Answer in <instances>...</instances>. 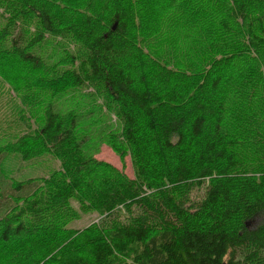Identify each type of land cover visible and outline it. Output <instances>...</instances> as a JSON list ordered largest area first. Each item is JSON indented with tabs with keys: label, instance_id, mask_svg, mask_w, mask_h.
Returning <instances> with one entry per match:
<instances>
[{
	"label": "trees",
	"instance_id": "trees-1",
	"mask_svg": "<svg viewBox=\"0 0 264 264\" xmlns=\"http://www.w3.org/2000/svg\"><path fill=\"white\" fill-rule=\"evenodd\" d=\"M1 98L0 264H264V0H0Z\"/></svg>",
	"mask_w": 264,
	"mask_h": 264
},
{
	"label": "rangeland",
	"instance_id": "rangeland-1",
	"mask_svg": "<svg viewBox=\"0 0 264 264\" xmlns=\"http://www.w3.org/2000/svg\"><path fill=\"white\" fill-rule=\"evenodd\" d=\"M76 100L85 102V99H75L74 104ZM2 101L4 102V98H1L0 103H2ZM59 105L70 107L71 102L69 100L59 99ZM9 109V104H4V107L0 109V116L5 115ZM92 146L95 150V158L102 159L119 169L122 167V163L119 157L112 151V149L105 143V141H100V139L94 137ZM4 163V168L9 171L11 170L10 172H12L17 178H22L24 176H33L36 174L47 175L50 169L58 165V163L49 155L39 157L29 163L26 161H22L18 154H8V157L6 158ZM125 164L126 166L124 167V171L128 174V176L132 177V167L128 156L125 158ZM73 205L74 207H76L77 203L73 201ZM97 216L98 214L94 212H88L84 215L82 214L80 219L70 222L68 226L71 228H81L91 221L96 220ZM263 217V215L257 214L252 218L249 224L254 227L262 222Z\"/></svg>",
	"mask_w": 264,
	"mask_h": 264
}]
</instances>
